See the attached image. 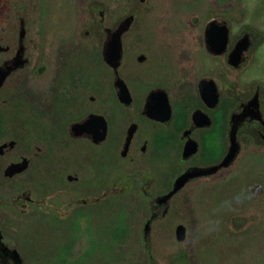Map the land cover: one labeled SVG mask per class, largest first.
Listing matches in <instances>:
<instances>
[{
    "label": "flooded vegetation",
    "instance_id": "flooded-vegetation-1",
    "mask_svg": "<svg viewBox=\"0 0 264 264\" xmlns=\"http://www.w3.org/2000/svg\"><path fill=\"white\" fill-rule=\"evenodd\" d=\"M38 2L0 0V71L7 74L0 86V147L5 145L0 151V264L66 261L73 246L85 244L80 229L90 220H103L105 212L117 219L121 198H132L146 210L135 239L149 249L164 239L158 224L177 196L227 176L247 147L264 153V0H207L205 50L192 58L195 68L176 66L161 73L151 68L148 78H160L149 81L142 93L133 92L121 74L124 37L136 15H126H134V21L122 36V59L115 69L104 60L106 28L115 29L126 16L116 27H104L100 10L96 29L84 32L98 43L90 61L95 77H87L88 56L81 43L72 61L63 51L54 56L50 92L42 94L39 68L34 70ZM153 48L159 57L148 51L136 61L172 60L170 52ZM119 77L131 93L129 103L120 99ZM156 91L163 93L151 97ZM8 130L15 134L7 136ZM189 143L196 149L185 155ZM12 163H21V170L8 176ZM178 179L184 185L164 200ZM13 181L16 188L8 189ZM203 186L197 192L205 191ZM29 216L33 219H20ZM180 224L187 238L188 226ZM45 229L46 236H40Z\"/></svg>",
    "mask_w": 264,
    "mask_h": 264
},
{
    "label": "rangeland",
    "instance_id": "rangeland-1",
    "mask_svg": "<svg viewBox=\"0 0 264 264\" xmlns=\"http://www.w3.org/2000/svg\"><path fill=\"white\" fill-rule=\"evenodd\" d=\"M200 1L205 4L204 8L194 5L193 0H146L144 3L139 0H39L34 6L38 45L34 70L39 68L40 72L39 93L50 92L49 67L54 56L63 51L72 61L76 56L74 50L81 43L88 56L87 77H95L96 68L90 61L96 55L98 43L94 35L85 38L84 32L96 29L100 10L104 11V27H116L124 16L136 15L124 37L121 68L133 92L142 93L149 81L159 80L160 77L152 81L148 78L151 68L161 69V73L166 68L174 70L176 66H184L192 71L195 68L192 58L204 53L202 30L210 17L207 0ZM24 8L27 11V5ZM101 33L105 35L104 30ZM153 46L170 52L172 60L154 58L140 65L136 57L141 53L150 51L159 57V53L153 52ZM161 63L167 67L161 68ZM102 69L106 76L107 67L104 65ZM194 79L192 72L189 80L192 83ZM6 133L2 134H15L9 130ZM40 136L47 138L48 134L40 133ZM203 185L205 191L197 192ZM14 188L16 182H10L8 189ZM172 205L158 224L164 239L148 249L135 239L146 210L132 198H121L117 222L116 214L106 212L103 220H90L85 229H80L87 237L85 244L73 246L72 256L66 261L56 258L55 264H264V153L261 151L247 147L227 176L209 184L205 181L194 193L180 194ZM178 223L188 226L183 242L175 236ZM78 230L75 229V235ZM46 232L47 229L40 230L39 235L46 236Z\"/></svg>",
    "mask_w": 264,
    "mask_h": 264
},
{
    "label": "water",
    "instance_id": "water-1",
    "mask_svg": "<svg viewBox=\"0 0 264 264\" xmlns=\"http://www.w3.org/2000/svg\"><path fill=\"white\" fill-rule=\"evenodd\" d=\"M142 2L144 0H141ZM134 21V15H129L126 16L120 23L119 25L115 28V29H111V28H106L107 31V40L105 42L104 45V49H103V55H104V60L105 62L110 65L111 67L118 69V67L120 66L121 63V59H122V50H123V45H122V36L123 34L128 31L132 25ZM225 37H224V42H222V45L224 46L226 44V30H225ZM208 35V33H207ZM143 57H140V59H142ZM1 72V71H0ZM6 73H0V86L2 85L3 80L6 78ZM116 86L119 88V92H120V99L125 102V103H129L131 101V93L129 91V88L127 86V84L125 83V81L122 78H118L116 80ZM210 86L211 89L213 91V96L215 98V102L218 101V94H217V88L216 85L213 81L210 82ZM163 93L162 91H156L152 93V96H155L157 94H161ZM146 109L149 111L152 109L151 105L149 104V101L146 105ZM166 119L169 117V113H170V107L169 104L167 103L166 105ZM135 127L132 126L129 128L128 131V140L130 139V136L132 135V133L134 132ZM12 144V143H11ZM5 145L0 147V151L3 149ZM187 151L185 155H190L192 153L195 152V146L192 143H189L187 145ZM21 163H12L11 165L8 166L7 170H6V174L8 176H13L16 173H18L21 168L20 165ZM184 179H178L176 181V184L174 186V188L164 197V200L170 199L177 191L178 189H180L183 185H184ZM146 228H148V225L146 226ZM176 238L178 241H183L186 238V227L183 224H180L176 227Z\"/></svg>",
    "mask_w": 264,
    "mask_h": 264
}]
</instances>
